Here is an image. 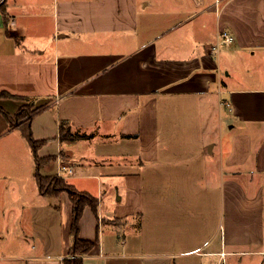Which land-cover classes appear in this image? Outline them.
Wrapping results in <instances>:
<instances>
[{"label": "crops", "instance_id": "crops-1", "mask_svg": "<svg viewBox=\"0 0 264 264\" xmlns=\"http://www.w3.org/2000/svg\"><path fill=\"white\" fill-rule=\"evenodd\" d=\"M29 101L39 156H57L42 175L68 167L98 198L84 264H264V0H8L0 106ZM36 171L0 112V264L69 257L73 203Z\"/></svg>", "mask_w": 264, "mask_h": 264}, {"label": "trees", "instance_id": "trees-1", "mask_svg": "<svg viewBox=\"0 0 264 264\" xmlns=\"http://www.w3.org/2000/svg\"><path fill=\"white\" fill-rule=\"evenodd\" d=\"M8 0H2L0 9L5 12ZM9 95V94H4ZM33 104L24 105L22 108L12 116L0 106V112L4 114L13 127H19L25 137L30 142L37 164L36 179L39 186L40 193L44 196L59 197L62 193L69 194L73 203V224H72V246L69 257L64 259L63 264H84L83 256L88 254L93 248L94 243L89 240H84L80 237V221L87 206L98 210V198L88 192L78 190L73 184L69 183L64 177L59 175L43 176L41 168L47 163L56 160L57 156L40 157L39 150L46 145L47 140L38 141L33 136L32 121L34 116L40 109L32 110ZM61 140L75 141L80 139H88L87 135L74 133L67 126L62 123L60 126ZM63 155V154H62ZM65 157V155H63Z\"/></svg>", "mask_w": 264, "mask_h": 264}, {"label": "built area", "instance_id": "built-area-1", "mask_svg": "<svg viewBox=\"0 0 264 264\" xmlns=\"http://www.w3.org/2000/svg\"><path fill=\"white\" fill-rule=\"evenodd\" d=\"M233 41H234V37L229 31L220 32L218 42H217L216 46H214L213 52L218 53L221 46L226 45V44H230ZM68 172L72 173V170L68 167H60V173H61L60 177H62L63 175H65V173H68Z\"/></svg>", "mask_w": 264, "mask_h": 264}, {"label": "rangeland", "instance_id": "rangeland-1", "mask_svg": "<svg viewBox=\"0 0 264 264\" xmlns=\"http://www.w3.org/2000/svg\"><path fill=\"white\" fill-rule=\"evenodd\" d=\"M30 103H32L33 104V108H32V110H35L34 109V103H33V101H29V103L27 104V105H29ZM20 150H21V147H20ZM24 154H25V151L23 150L22 151ZM226 264H236V261L234 260V259H229V262L227 261V263Z\"/></svg>", "mask_w": 264, "mask_h": 264}]
</instances>
